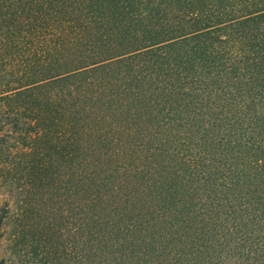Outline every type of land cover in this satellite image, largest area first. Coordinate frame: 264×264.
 <instances>
[{
    "label": "trees",
    "instance_id": "trees-1",
    "mask_svg": "<svg viewBox=\"0 0 264 264\" xmlns=\"http://www.w3.org/2000/svg\"><path fill=\"white\" fill-rule=\"evenodd\" d=\"M0 65L114 258L264 264V0H0Z\"/></svg>",
    "mask_w": 264,
    "mask_h": 264
},
{
    "label": "rangeland",
    "instance_id": "rangeland-1",
    "mask_svg": "<svg viewBox=\"0 0 264 264\" xmlns=\"http://www.w3.org/2000/svg\"><path fill=\"white\" fill-rule=\"evenodd\" d=\"M9 70L0 65V260L124 264L95 235L86 204L79 200L75 156L64 159L58 134L53 139L48 134L57 123L47 117L43 89L14 96L20 75Z\"/></svg>",
    "mask_w": 264,
    "mask_h": 264
}]
</instances>
